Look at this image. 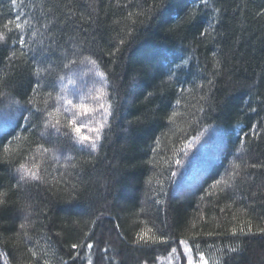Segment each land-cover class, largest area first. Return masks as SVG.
I'll use <instances>...</instances> for the list:
<instances>
[{
	"label": "trees",
	"instance_id": "1",
	"mask_svg": "<svg viewBox=\"0 0 264 264\" xmlns=\"http://www.w3.org/2000/svg\"><path fill=\"white\" fill-rule=\"evenodd\" d=\"M159 3L22 0L18 9L0 0V31L21 10L34 26L24 33L29 48L13 44L15 31L0 43V114L9 118L0 127V264H88L89 256L92 264H158L173 247L186 264L180 239L199 244L210 262L264 264V167H250L264 165V0ZM85 58L105 73L115 104L95 151L81 150L67 128L45 127L72 115L61 108L48 117L58 76L74 79L64 85L76 102L101 86ZM37 65L51 66L39 87ZM212 134L220 143L210 148ZM33 164L39 178L21 180L20 166ZM26 220L31 239L19 227ZM145 228L168 242L134 243ZM85 233L93 249H71Z\"/></svg>",
	"mask_w": 264,
	"mask_h": 264
},
{
	"label": "snow or ice",
	"instance_id": "2",
	"mask_svg": "<svg viewBox=\"0 0 264 264\" xmlns=\"http://www.w3.org/2000/svg\"><path fill=\"white\" fill-rule=\"evenodd\" d=\"M204 3L205 7H208V0H202ZM11 5L13 8H22V0L18 3V0H11ZM164 6L163 0H160V3L156 5L157 8H162ZM220 9H214V12L218 13ZM195 12V9L193 10ZM24 12L21 10L19 13L15 16L14 19H9L7 23L3 25V28L6 30V32H12L15 31L19 33L18 39L13 40V44L18 43L20 46V49H27L30 47L28 43H26L25 39V30L28 28H33L34 26L32 25V22L28 19H22L24 17ZM257 15L264 16V8L260 10V12L257 13ZM194 19V15L191 17ZM10 25H14L13 27H10ZM45 28H47V25H44ZM211 27V24L209 25ZM6 32L5 31H0V43H4L6 41ZM207 33V29L205 32H202L201 35H205ZM36 32H32V36L35 37ZM124 41L121 40V44H123ZM35 41H32V45L34 46ZM21 56H25L26 52L21 51L20 52ZM17 58V53L16 51H12L10 53V56L8 57L9 60L16 59ZM88 60V63L92 64L93 66H96V61L95 60H90L88 58H85ZM77 61L75 59L69 60L67 63L64 64L65 69H70L72 65H75ZM83 63V61H81ZM95 75L99 77L100 79V87L95 88L94 93L89 92L86 95H80L79 97V102H76L74 99L69 98L68 95L65 93L67 92V87L64 85V81L67 79L68 84H75L74 79L71 77H67L65 75H60L57 77V82L61 85V92L57 94V101H58V106L54 109V111L48 112V117L52 118L53 116H58L61 112V108H63L64 112H72V115L70 118H67L66 123L61 125L60 119H56L55 123L51 122V119L45 121V127H52L55 128L57 132L61 131V128H67L69 131L68 133H65L66 135L71 134L72 137L74 138L75 142L81 146V150H86V149H91L95 151L98 147V144L101 141V136L103 133V130L105 126H107L110 121L109 117L113 115L114 109H115V104L108 100V92L106 91V85H107V77L105 76V73L102 71H99L98 66ZM51 71V66L48 69H42L39 67V65L36 66L34 75L37 76V87L40 86V80L39 77L41 76L42 73H50ZM0 79H3L0 77ZM211 83V81H209ZM33 91H36V88H33ZM51 96V93L48 94ZM89 97L93 101H96L95 104H91L86 102ZM62 101L63 103L60 104L59 102ZM31 103V101H29ZM75 110V111H73ZM255 111V109H252ZM93 113H100L101 118L98 120H92V119H86V120H81L80 117H85L89 118ZM175 115V113H173ZM27 119V117H25ZM171 119V117H169ZM95 124V126H93ZM255 128V125H253ZM87 128L89 133L91 135H84L81 132V129ZM44 151H48L47 149H44ZM250 167L256 168V167H264V165H256L252 164ZM38 168V165L33 164L31 167H26L25 165H21L19 171L21 172V180H24L26 178L30 179H38V174L36 169ZM241 165L236 164L235 169H240ZM238 175V172H234L233 176ZM219 183V181L217 182ZM227 184L228 182L225 181ZM6 193L0 192V207H2L4 204H6ZM94 223V222H93ZM20 229L23 230V236L25 239H31V237L28 235L27 228L29 227V224L27 220L23 223L20 224ZM251 225L249 224L248 232L251 233ZM258 232L264 233V228H259L257 229ZM240 232L242 234L244 233V229L241 228ZM232 234H236V229H232ZM19 235V233H18ZM211 235V233H209ZM85 239L81 241L80 243H73L71 245V249L73 250H78L80 249L85 243L87 246L88 250L93 249V244L87 242L89 239L88 233L84 234ZM168 238L164 237L163 235H156L151 228H145L141 231H139L136 234V240L134 243L136 244H156V243H167ZM179 247H182L183 249V256L186 258V264H221V262L216 261V262H210L209 259L206 257V254L200 250L199 244H196L195 247L193 248L190 246L189 240L188 239H180L179 240ZM107 251V249H105ZM229 252H236V248H229ZM28 252L31 253L32 257H38V252L33 250V248H29ZM44 255L47 256L48 253L45 251ZM168 258L169 261L171 262L172 259H179L180 255L177 252V247H173L171 252L168 253ZM76 257L73 256L72 260L75 261ZM105 259H109L107 256H105ZM159 259V258H158ZM31 264V262H29ZM43 264H50V261L48 259H44ZM67 264V262H65ZM88 264H92V260L89 256ZM110 264L112 262L110 261Z\"/></svg>",
	"mask_w": 264,
	"mask_h": 264
},
{
	"label": "rangeland",
	"instance_id": "3",
	"mask_svg": "<svg viewBox=\"0 0 264 264\" xmlns=\"http://www.w3.org/2000/svg\"><path fill=\"white\" fill-rule=\"evenodd\" d=\"M7 122H9V118L7 119V117H5V115L0 114V127L5 125ZM209 139L210 140L208 142H210V145H209V146H211L210 148H213L214 146L216 147L217 144L220 143V140H219L218 136L215 135V134H212L211 138H209ZM197 168L198 167L196 165L190 167V174L194 173L197 170ZM180 250H181L182 255H183L182 247H180ZM184 259H185V262H186V258L185 257H184ZM158 264H177V259H172L171 262H170L169 258L167 257L165 259L159 260Z\"/></svg>",
	"mask_w": 264,
	"mask_h": 264
}]
</instances>
